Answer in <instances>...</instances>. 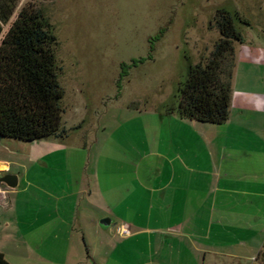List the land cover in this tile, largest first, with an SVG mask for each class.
Returning a JSON list of instances; mask_svg holds the SVG:
<instances>
[{
  "label": "crops",
  "instance_id": "crops-1",
  "mask_svg": "<svg viewBox=\"0 0 264 264\" xmlns=\"http://www.w3.org/2000/svg\"><path fill=\"white\" fill-rule=\"evenodd\" d=\"M245 47L223 124L159 103L91 132L3 139L0 252L12 264H264V51L244 59Z\"/></svg>",
  "mask_w": 264,
  "mask_h": 264
},
{
  "label": "rangeland",
  "instance_id": "rangeland-1",
  "mask_svg": "<svg viewBox=\"0 0 264 264\" xmlns=\"http://www.w3.org/2000/svg\"><path fill=\"white\" fill-rule=\"evenodd\" d=\"M29 1L45 11L58 36L63 126L71 131L173 105L187 76L186 56L205 61L221 37L219 10L251 23L236 21L243 40L235 47L246 45L244 59L250 49L264 51V0H18L0 43Z\"/></svg>",
  "mask_w": 264,
  "mask_h": 264
},
{
  "label": "trees",
  "instance_id": "trees-1",
  "mask_svg": "<svg viewBox=\"0 0 264 264\" xmlns=\"http://www.w3.org/2000/svg\"><path fill=\"white\" fill-rule=\"evenodd\" d=\"M18 0H0V36L14 15ZM221 37L205 61L187 60V76L181 81L170 110L182 118L223 124L229 119L235 67V42L243 36L236 21L249 24L239 13L219 10ZM55 27L33 1L19 10L0 43V145L12 138L34 142L63 137L64 89ZM0 264H12L0 252Z\"/></svg>",
  "mask_w": 264,
  "mask_h": 264
},
{
  "label": "built area",
  "instance_id": "built-area-1",
  "mask_svg": "<svg viewBox=\"0 0 264 264\" xmlns=\"http://www.w3.org/2000/svg\"><path fill=\"white\" fill-rule=\"evenodd\" d=\"M116 231L118 234H120L122 236L130 235L132 232L130 226L126 223H120V224L116 225Z\"/></svg>",
  "mask_w": 264,
  "mask_h": 264
},
{
  "label": "water",
  "instance_id": "water-1",
  "mask_svg": "<svg viewBox=\"0 0 264 264\" xmlns=\"http://www.w3.org/2000/svg\"><path fill=\"white\" fill-rule=\"evenodd\" d=\"M5 182H7L10 186H16L17 184V177L13 175H8L3 178ZM109 223V222H108Z\"/></svg>",
  "mask_w": 264,
  "mask_h": 264
}]
</instances>
